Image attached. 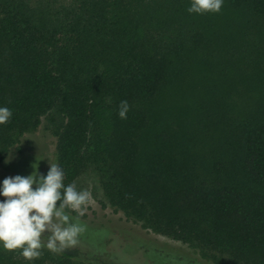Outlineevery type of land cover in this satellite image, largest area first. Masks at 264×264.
Instances as JSON below:
<instances>
[{"label":"trees","instance_id":"obj_1","mask_svg":"<svg viewBox=\"0 0 264 264\" xmlns=\"http://www.w3.org/2000/svg\"><path fill=\"white\" fill-rule=\"evenodd\" d=\"M190 2L0 0V106L13 113L0 165L44 118L65 185L92 170L103 205L132 223L213 264H264V0L204 14ZM80 222L83 252L31 264H116L110 228ZM139 246L156 263L154 242ZM0 264L29 262L0 248Z\"/></svg>","mask_w":264,"mask_h":264},{"label":"clouds","instance_id":"obj_2","mask_svg":"<svg viewBox=\"0 0 264 264\" xmlns=\"http://www.w3.org/2000/svg\"><path fill=\"white\" fill-rule=\"evenodd\" d=\"M223 3L224 0H191L187 11L219 13ZM129 107L127 101L120 102L121 119L127 118ZM12 114L11 109L0 106V125L6 124ZM13 158L9 155L5 163ZM31 167L27 176L15 175L0 181V248L19 249L29 264L39 259L45 249L59 254L79 244L86 230L80 217L91 199V193L78 190L75 183L65 185V173L59 164H49L46 175L39 173L38 164Z\"/></svg>","mask_w":264,"mask_h":264},{"label":"rangeland","instance_id":"obj_3","mask_svg":"<svg viewBox=\"0 0 264 264\" xmlns=\"http://www.w3.org/2000/svg\"><path fill=\"white\" fill-rule=\"evenodd\" d=\"M19 148L20 151L14 150L9 154L14 157L10 163L0 165V181L15 175L27 176L32 172L33 163L38 164V171L42 175H46L49 164H56L55 141L44 118L35 131L21 138ZM75 184L78 190H87L91 193L90 202L80 218L111 230L104 246L107 261L116 264H153L150 250L139 246V241L145 240L154 242V249L158 251L159 257L154 264H213L202 259L196 251L185 244L145 230L141 225L127 220L121 212L103 205L97 176L92 170L80 176ZM73 248L84 251L81 244Z\"/></svg>","mask_w":264,"mask_h":264}]
</instances>
